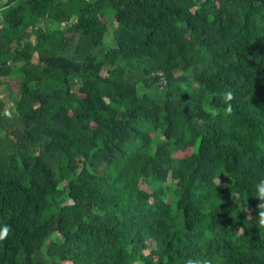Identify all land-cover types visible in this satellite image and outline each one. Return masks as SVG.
I'll return each mask as SVG.
<instances>
[{"label":"trees","instance_id":"16d2710c","mask_svg":"<svg viewBox=\"0 0 264 264\" xmlns=\"http://www.w3.org/2000/svg\"><path fill=\"white\" fill-rule=\"evenodd\" d=\"M261 180L264 0H0V264H264Z\"/></svg>","mask_w":264,"mask_h":264},{"label":"clouds","instance_id":"9594fccd","mask_svg":"<svg viewBox=\"0 0 264 264\" xmlns=\"http://www.w3.org/2000/svg\"><path fill=\"white\" fill-rule=\"evenodd\" d=\"M233 99L232 94L226 93L225 94V101H231ZM232 111L231 105L229 104L228 108L226 109V114H230ZM256 197L261 201L259 204V209H262L259 211V219H258V224L261 228H264V180H261L257 185H256ZM9 234V229L7 227H4L3 229H0V241H3L7 238ZM187 264H199V261H194L189 259L187 261Z\"/></svg>","mask_w":264,"mask_h":264},{"label":"rangeland","instance_id":"374dc122","mask_svg":"<svg viewBox=\"0 0 264 264\" xmlns=\"http://www.w3.org/2000/svg\"><path fill=\"white\" fill-rule=\"evenodd\" d=\"M114 14H115V11L113 9L108 11L107 22L109 24V30L107 31L106 37H105V46H107V47L116 46V44H117L115 37H114V33H113L114 28L117 26V23H116L115 18H114ZM32 37H34V36H32ZM139 90H140L141 94L146 92V88L143 85L139 86ZM206 106L210 110H215V108L210 104L209 99H207Z\"/></svg>","mask_w":264,"mask_h":264},{"label":"built area","instance_id":"2783aa9c","mask_svg":"<svg viewBox=\"0 0 264 264\" xmlns=\"http://www.w3.org/2000/svg\"><path fill=\"white\" fill-rule=\"evenodd\" d=\"M160 75H162L160 82L164 83L166 81V78H165V76L163 75L162 72H160Z\"/></svg>","mask_w":264,"mask_h":264}]
</instances>
